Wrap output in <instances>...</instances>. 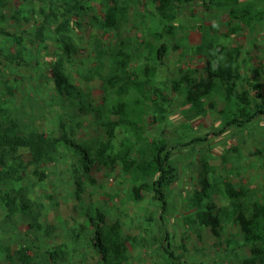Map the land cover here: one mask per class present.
I'll list each match as a JSON object with an SVG mask.
<instances>
[{
  "label": "rangeland",
  "instance_id": "374dc122",
  "mask_svg": "<svg viewBox=\"0 0 264 264\" xmlns=\"http://www.w3.org/2000/svg\"><path fill=\"white\" fill-rule=\"evenodd\" d=\"M49 2L59 13H52L40 38L37 27L44 20L39 12ZM66 3L83 9L61 15V0H5L0 8V92L27 127L60 140L59 157L46 178L39 180L28 168L21 181L0 183V264H23L18 259L22 250L28 264H105L93 245L90 218L98 215L106 228L117 226L120 231L125 246L120 264H170L161 247L165 233L182 264H247L252 254L239 227L228 223L221 237L214 236L198 223L193 200L199 182L206 181L210 187L201 209H231L234 204L222 193L226 180L244 192L241 206L248 213L255 203L264 206V116L242 128L220 131L227 111L219 83L204 108L192 110L185 103V89L173 92L169 81L189 72L196 79L204 77L206 61H216L223 47L234 57L239 76L235 90L260 100L247 82H259L264 95V0L178 2V19L169 33L153 0H119L125 13L116 28L107 29L98 21L108 0ZM231 10L243 12L247 20L233 17ZM65 21L66 30L56 33ZM15 36L21 39L19 45ZM62 37H68L67 52ZM161 43L167 49L163 64L149 52ZM7 55L19 56L23 63L5 61ZM125 55L129 61L120 73L116 61ZM52 68L66 78L71 97L55 88ZM117 73L134 82L120 96L117 84L113 89L104 85ZM156 90L171 97L161 103L169 110L165 118L155 109L160 103ZM119 101L126 104V118L134 127H116L107 142L93 110L100 106L106 121L116 120ZM159 138L174 147L171 156L177 169L176 180L166 190L163 221L150 179L125 172L119 160L126 145L134 149L131 157L144 158L148 152L136 151ZM66 140L87 150L91 163L85 176L75 169L80 168V152ZM134 187L139 188V199L132 196ZM3 195L14 198L13 214Z\"/></svg>",
  "mask_w": 264,
  "mask_h": 264
},
{
  "label": "trees",
  "instance_id": "16d2710c",
  "mask_svg": "<svg viewBox=\"0 0 264 264\" xmlns=\"http://www.w3.org/2000/svg\"><path fill=\"white\" fill-rule=\"evenodd\" d=\"M61 1L63 2L60 6L62 9L60 10L61 15L77 13L78 10L83 9L82 6H80L79 9L78 6L74 4L66 3L67 0ZM190 1L191 0H153L160 20L165 22L164 29L166 33L171 32L173 24L178 19L179 4L176 3H188ZM4 5L5 0H0V8L4 7ZM56 9L57 7H55L52 2H49L40 9L39 15L42 16L44 20V24L37 27V33L40 38L43 36L46 24L49 25L52 21V13H59L56 12ZM124 13L125 9L119 4V0H108V4L105 5L103 19L98 21V23L100 27L104 29L116 28ZM231 13L235 18L247 20L243 12L231 10ZM3 18L4 17L0 15V21L3 20ZM67 26L68 21L58 25L56 33L65 31ZM151 35L156 39L160 37V35L156 33H152ZM65 39H68V37H62L59 41L63 43V45H61L62 49L67 52L68 44L65 43ZM14 42L19 45L21 43L20 37L15 36ZM147 46L150 47L149 44ZM219 49L221 51V56L216 61H206V75L204 77L196 79L189 72L178 79L170 80L169 88L173 92L179 91L180 88L185 89V103L189 105L192 110H202L204 108V100L214 91L216 84L219 83L222 89H224V100L226 102L224 108L227 111L224 125L220 131L231 126L242 128L257 117L264 116V95L259 93L261 89L260 83H252L251 81L253 80L248 81L247 85L258 91L256 96H259L260 100H256L248 91L235 90L239 76L234 68L233 54L225 52L223 47H219ZM166 51L167 49L164 43L159 44L155 49H149V52L154 54L156 60L160 64H163ZM4 58L5 61L9 62L11 60H16L15 64L18 66L23 63L19 56L16 55H7ZM128 61V55L116 61L120 69H122L120 73H125ZM120 73L107 77L104 83V85L110 89H113V86L117 84L119 91L116 94L118 96L127 93L129 83L132 85L134 84L129 76L127 80H123ZM52 76L57 91L60 94L71 97L66 78L57 68L52 71ZM6 90L8 94H12L11 88L7 87ZM155 92L156 97L160 99V103H155V109L161 112L163 118H165L169 110L161 108V103L165 101L169 103L171 97L161 91L156 90ZM169 106L171 105L169 104ZM207 107H211V104H208ZM81 108L83 109L84 106L82 105ZM93 111H95L97 118L101 120L100 125L105 129L107 142L111 139L116 127L126 124L134 127V124L126 118L128 111L123 101H119L116 105L114 112V114L118 116L116 120L106 121L102 115L103 110L100 106ZM198 140L199 139H195L194 141ZM67 142L74 148V151L80 152L76 161L80 165V168L75 169L77 172L81 170L80 173L85 176L88 174L89 165L91 163L86 153L87 150L81 146H74L70 141ZM59 143L60 140L58 138L46 137L27 127L24 122L17 117L16 112L6 105L4 94L0 92V183L21 181L26 175V170L28 168H32L33 175L39 180L46 178L49 168L56 163L59 157ZM173 149L174 147H170L165 138H159L152 140L146 150L138 149L136 151L148 152L144 158L137 156L131 157L134 149L130 145H126L123 153L119 156V160L125 172H130L135 175L140 174L150 179V188L154 199L158 203L159 219L161 221H163L167 211V187L170 186L177 177V169L172 162L171 156ZM199 184L201 188L196 192L193 200V205L197 209L196 217L198 223L209 227L216 237L222 236L223 228L228 223H232L239 227L245 244L250 246L252 254V258L247 260L246 263L264 264V206L255 203L253 204L251 212L248 213L247 209L241 206V199L244 196V192L240 189H235L229 181L225 180L222 182V193L227 199L232 201L234 207L230 209L228 207L209 205L206 210H202L201 201L208 196L206 191L210 187V184L206 181L199 182ZM132 196L136 197V199L141 197L138 187L132 189ZM1 199L10 214H13L17 209L14 198L9 195H3ZM90 220L93 224V245L101 256L100 261L105 264H120L123 259L125 246L118 227L111 226L106 228L101 215H98L97 218H90ZM168 239L169 235L165 233L163 237L164 244H161L163 252L167 255L170 264H182L180 257L174 255V252L171 251V245ZM18 259L23 264L29 263V257L24 254V250L19 253Z\"/></svg>",
  "mask_w": 264,
  "mask_h": 264
}]
</instances>
